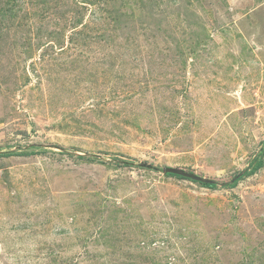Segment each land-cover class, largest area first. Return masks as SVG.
I'll return each mask as SVG.
<instances>
[{
    "label": "rangeland",
    "instance_id": "374dc122",
    "mask_svg": "<svg viewBox=\"0 0 264 264\" xmlns=\"http://www.w3.org/2000/svg\"><path fill=\"white\" fill-rule=\"evenodd\" d=\"M260 160L264 0H0V264H264Z\"/></svg>",
    "mask_w": 264,
    "mask_h": 264
},
{
    "label": "trees",
    "instance_id": "16d2710c",
    "mask_svg": "<svg viewBox=\"0 0 264 264\" xmlns=\"http://www.w3.org/2000/svg\"><path fill=\"white\" fill-rule=\"evenodd\" d=\"M264 165V161L260 160L258 166H262ZM199 183H201L202 185L208 186V187H216V184L214 183H207V182H202V181H198Z\"/></svg>",
    "mask_w": 264,
    "mask_h": 264
},
{
    "label": "water",
    "instance_id": "95a60500",
    "mask_svg": "<svg viewBox=\"0 0 264 264\" xmlns=\"http://www.w3.org/2000/svg\"><path fill=\"white\" fill-rule=\"evenodd\" d=\"M167 170H168V171H180L179 169H175V168H168ZM184 173H185V172H184ZM183 175H186V174H183ZM194 177L197 178V176H194ZM202 179H203L202 177H201V178L199 177V178H198V181H203Z\"/></svg>",
    "mask_w": 264,
    "mask_h": 264
}]
</instances>
